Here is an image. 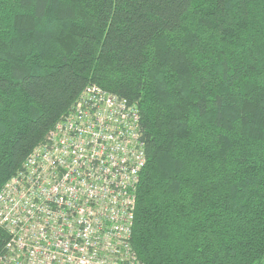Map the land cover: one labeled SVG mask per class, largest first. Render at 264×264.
Wrapping results in <instances>:
<instances>
[{"label":"trees","instance_id":"16d2710c","mask_svg":"<svg viewBox=\"0 0 264 264\" xmlns=\"http://www.w3.org/2000/svg\"><path fill=\"white\" fill-rule=\"evenodd\" d=\"M92 84L140 111L139 259L262 264L264 0H0V190Z\"/></svg>","mask_w":264,"mask_h":264},{"label":"built area","instance_id":"2783aa9c","mask_svg":"<svg viewBox=\"0 0 264 264\" xmlns=\"http://www.w3.org/2000/svg\"><path fill=\"white\" fill-rule=\"evenodd\" d=\"M147 160L138 106L88 85L0 190V264H145L132 238Z\"/></svg>","mask_w":264,"mask_h":264},{"label":"rangeland","instance_id":"374dc122","mask_svg":"<svg viewBox=\"0 0 264 264\" xmlns=\"http://www.w3.org/2000/svg\"><path fill=\"white\" fill-rule=\"evenodd\" d=\"M262 264H264V262Z\"/></svg>","mask_w":264,"mask_h":264}]
</instances>
